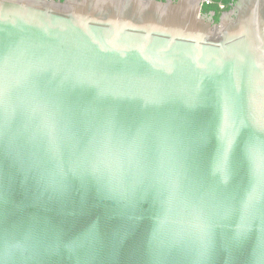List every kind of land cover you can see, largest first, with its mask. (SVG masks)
I'll list each match as a JSON object with an SVG mask.
<instances>
[{
  "label": "water",
  "instance_id": "95a60500",
  "mask_svg": "<svg viewBox=\"0 0 264 264\" xmlns=\"http://www.w3.org/2000/svg\"><path fill=\"white\" fill-rule=\"evenodd\" d=\"M212 2L0 0V264H264V0Z\"/></svg>",
  "mask_w": 264,
  "mask_h": 264
},
{
  "label": "trees",
  "instance_id": "16d2710c",
  "mask_svg": "<svg viewBox=\"0 0 264 264\" xmlns=\"http://www.w3.org/2000/svg\"><path fill=\"white\" fill-rule=\"evenodd\" d=\"M234 2L235 0H213L212 4L205 6L204 12L205 13L216 12L217 16L215 20L216 23H218L221 14L224 13L225 11H229ZM221 6H224V9H222Z\"/></svg>",
  "mask_w": 264,
  "mask_h": 264
},
{
  "label": "built area",
  "instance_id": "2783aa9c",
  "mask_svg": "<svg viewBox=\"0 0 264 264\" xmlns=\"http://www.w3.org/2000/svg\"><path fill=\"white\" fill-rule=\"evenodd\" d=\"M208 1H213V0H208Z\"/></svg>",
  "mask_w": 264,
  "mask_h": 264
}]
</instances>
